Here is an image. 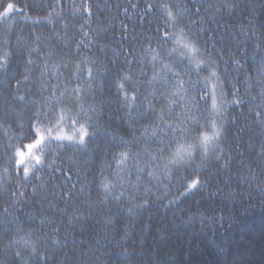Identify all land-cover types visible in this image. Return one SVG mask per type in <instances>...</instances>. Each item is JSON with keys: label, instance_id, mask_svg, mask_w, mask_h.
Returning <instances> with one entry per match:
<instances>
[{"label": "trees", "instance_id": "1", "mask_svg": "<svg viewBox=\"0 0 264 264\" xmlns=\"http://www.w3.org/2000/svg\"><path fill=\"white\" fill-rule=\"evenodd\" d=\"M5 2L15 3L22 11L0 22V64L7 63L8 67L7 74L0 72V264H37L32 247L45 253L51 246L49 237L59 239L63 245L50 264H264V123L255 115L260 111L264 116V99H253L257 89L246 90L243 83L246 74L255 82L264 61V0H213L225 6L215 19L205 14L202 21L189 12L175 22V27L169 20L171 30L179 34L183 29L193 41L199 37L210 51L214 46L222 48L225 59L230 47L237 51L235 45H244L240 49L243 57L236 56L243 67L239 72L234 66L229 68V88L236 84L243 102L229 106L222 117H217L227 130L221 141V147L231 155L227 167L210 154L206 168L198 169L200 179L207 183L190 192L185 190L190 168L175 171L170 180L164 178L158 189L157 181L145 176V185L152 186L148 203L143 204L145 197L140 192L133 205L111 198L103 201L99 184L102 175L111 179L116 171L111 154L122 145L119 139L111 138L127 140L130 124H136L135 135L139 136L140 125L150 121H127L126 110L117 101L112 85L121 70L128 71L127 57L137 70L140 92L148 93L154 88L156 107H166L159 95L164 87L159 82L147 84L152 61L146 54L149 42L160 51L155 29L159 27L161 33L167 30L165 18L159 11L146 15L142 0H0V5ZM168 2L180 6L172 9L179 16L185 5L191 9L209 0ZM133 4L138 7L133 8ZM241 26L247 36L240 31ZM36 35L41 37L39 43ZM33 47L40 52L32 56L36 63L28 66L27 55L19 53ZM88 68L93 78L88 77ZM141 68L144 76L139 75ZM41 71L45 73L43 78ZM26 73L27 81L23 79ZM16 80L21 81L19 92ZM77 86L84 110L88 111L90 105L96 109L88 114L98 124L99 135L83 148L72 145L65 149L51 144L43 147L38 154L42 158L46 154L53 167L22 179V174L13 171L9 158L15 151L27 153L26 145L32 139L25 138L19 126L22 122L26 130L35 111L25 105L46 109V98L54 92L75 116L80 109L73 103L72 90ZM25 93L29 101L15 99ZM68 130L71 133L70 127ZM102 162L112 166L102 171ZM200 163L199 159L195 161L196 165ZM62 190H71L73 200L65 201ZM12 192L18 195L13 197ZM129 207L133 208L132 215L127 211ZM46 218L55 220L61 229L59 234H53L52 224L41 223ZM25 241H31V245Z\"/></svg>", "mask_w": 264, "mask_h": 264}, {"label": "snow or ice", "instance_id": "2", "mask_svg": "<svg viewBox=\"0 0 264 264\" xmlns=\"http://www.w3.org/2000/svg\"><path fill=\"white\" fill-rule=\"evenodd\" d=\"M144 3V12L150 15L153 11H159L161 16L165 18L164 26L167 30L162 33L157 27L155 31L159 33L156 37L157 49L151 47V42L148 43L146 54H150L152 61V75L147 78L149 86L159 82L164 91L159 95L165 100L166 107L161 105L156 107L154 99L157 95L153 88L148 93L140 92L141 81L136 79V71L132 67V61L126 57L128 71L121 70L112 86L115 87L116 98L121 107L125 108V116L127 121L149 120V123L140 125V135H135L136 124H130L129 128L131 135L127 140L124 137H112L111 139H119L122 147L111 154L112 161L115 163L116 171L110 179L108 176H101L99 188L103 190V201H108L110 198L117 202H127L129 205L135 204L137 196L140 192L144 194L143 204L148 203L147 197L151 194L152 186L145 185V176L150 180L157 181V189L163 179H171L175 171L184 168L186 171L190 168L188 176L185 177V190H199L203 188L207 181H202L198 174L199 168H206L205 161L212 158L216 161H223L225 167L228 166L231 155L221 147V141L224 138L226 129L223 120L218 123L217 117H222L226 109L231 105H241L242 99L239 97V89L236 84H231L229 88V68L234 66V70L239 72L243 67L241 60L236 56L243 57L244 53L240 49L243 44L235 45L237 51L228 49V57L225 59L224 50L216 49L215 46L210 51L206 44L196 40L188 39L183 29H180L179 34L169 28V20L172 21V26L175 27V22L178 19H183L189 12L194 14L200 20H204L205 14H208L212 19H215L224 5L216 4L213 0H209L206 4L193 5L191 9L184 6V10L179 13V16L172 11L173 7L179 8V5H173L168 0H157L156 3L150 0H142ZM133 8L138 7L137 4L132 5ZM228 7H234L229 5ZM22 11L13 2H5L0 5V22H7L12 19L14 14ZM89 14L91 9H88ZM128 9H125L127 12ZM48 20V17L44 18ZM49 22H51L49 20ZM191 23V22H190ZM206 31V29H201ZM240 31L245 36L248 33L241 26ZM41 37L35 36V40L39 43ZM223 40V37H221ZM7 43V41H5ZM169 44H172L169 47ZM182 49H178L176 45H181ZM257 47H260L257 44ZM77 53L79 45H77ZM38 47L29 48L25 53L20 51V55H27L26 64L34 65L35 60L33 55H39ZM216 55H213V53ZM132 54L129 53V56ZM219 57V58H217ZM135 59V58H134ZM139 62V61H137ZM159 64V68L157 67ZM45 64V70H46ZM65 68L68 65L64 66ZM7 63L0 64V72L7 74ZM108 69H104L107 73ZM140 76H144V70H138ZM193 73L196 79L193 80ZM207 73V75H202ZM44 71L40 72V77H44ZM89 78H93L91 68L87 69ZM175 81L171 83L169 80ZM25 81L29 79L26 73L23 77ZM237 83L240 81L236 77H232ZM245 89L255 87L257 95L253 99H264V61L261 62L257 78L253 82L250 75H245L243 81ZM20 80L15 81L16 91L19 92ZM91 80H89V87ZM12 87V85H9ZM43 91V85L40 86ZM73 103L77 105L80 111L71 114V110L66 106L60 97H55L53 92L52 97L46 98L48 107H37L35 104H26L25 107L29 110L35 108L28 121L27 129H24L23 123H20L21 130L25 133V138H32L27 147V153L24 151H15L10 157L13 165V171L22 174V179H28L31 175L35 177L37 173L53 167V164L48 162L46 154H38L40 150L47 145H55L57 148H67L75 145L77 147H85L89 142L94 141L99 135L98 124L93 120V117L88 112L95 113L94 106H89L88 111L84 110L82 102L81 90L79 86L72 90ZM63 95V93L61 94ZM229 95L232 99L229 100ZM151 97V98H150ZM16 100L24 102L29 101L30 97L27 93L24 95H16ZM259 107V106H258ZM141 109H143L141 111ZM136 116H133V113ZM255 115L261 123H264V116L260 111H256ZM122 120L125 118L122 117ZM67 121V127L65 122ZM126 121V122H127ZM69 127L71 133H69ZM242 130V129H241ZM155 144V147L152 145ZM143 145V148L140 146ZM133 148L138 149L133 151ZM264 151V149H262ZM58 157V153L56 154ZM227 156V159L225 157ZM199 159L200 165H196L195 161ZM19 165V167H17ZM112 165L102 162L101 170ZM133 169L135 172L133 173ZM5 171H8L5 169ZM54 171H60L55 168ZM133 175L135 179H133ZM167 185H165V188ZM75 188V185H72ZM83 191V188L80 189ZM36 189L33 188L35 194ZM11 195L16 197L17 192H12ZM20 196L23 193H19ZM62 198L65 201H72L74 193L71 190L63 191ZM47 199V197H44ZM171 203V202H170ZM50 206H52L50 204ZM143 205H136L142 207ZM128 213L133 214V208H128ZM52 224L51 231L53 234H59L60 227L55 225V220L46 218L41 223ZM51 241V246L45 250V253H40L35 247H32V256L37 257V264H50L54 259V253L63 247L59 239L53 237L48 238ZM41 242L43 238H41ZM31 245V241H25ZM19 256V253H16Z\"/></svg>", "mask_w": 264, "mask_h": 264}]
</instances>
